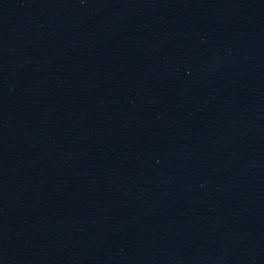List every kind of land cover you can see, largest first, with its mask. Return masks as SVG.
Returning <instances> with one entry per match:
<instances>
[{
  "label": "water",
  "instance_id": "water-1",
  "mask_svg": "<svg viewBox=\"0 0 264 264\" xmlns=\"http://www.w3.org/2000/svg\"><path fill=\"white\" fill-rule=\"evenodd\" d=\"M0 264H264V0H0Z\"/></svg>",
  "mask_w": 264,
  "mask_h": 264
}]
</instances>
